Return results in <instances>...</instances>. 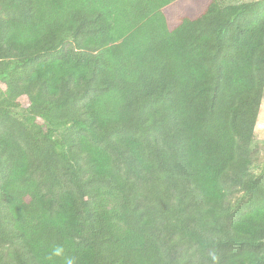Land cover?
<instances>
[{"label": "trees", "instance_id": "obj_1", "mask_svg": "<svg viewBox=\"0 0 264 264\" xmlns=\"http://www.w3.org/2000/svg\"><path fill=\"white\" fill-rule=\"evenodd\" d=\"M0 0V264H264V0Z\"/></svg>", "mask_w": 264, "mask_h": 264}, {"label": "rangeland", "instance_id": "obj_2", "mask_svg": "<svg viewBox=\"0 0 264 264\" xmlns=\"http://www.w3.org/2000/svg\"><path fill=\"white\" fill-rule=\"evenodd\" d=\"M177 3H181L184 9L190 10V12H194L195 9L197 10L199 7L198 0H173ZM225 4L229 3H240V2H251V1H258V0H221ZM192 12V13H193ZM255 141H254V149L259 153V161L262 163L264 167V98L262 100L260 111L257 118V124L255 127Z\"/></svg>", "mask_w": 264, "mask_h": 264}]
</instances>
